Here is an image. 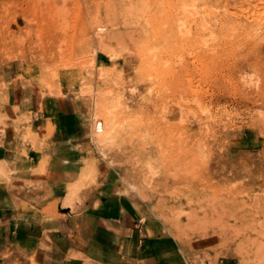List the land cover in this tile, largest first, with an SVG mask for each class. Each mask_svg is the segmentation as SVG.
<instances>
[{"label": "rangeland", "instance_id": "1", "mask_svg": "<svg viewBox=\"0 0 264 264\" xmlns=\"http://www.w3.org/2000/svg\"><path fill=\"white\" fill-rule=\"evenodd\" d=\"M62 93L87 127L81 179L130 194L180 264H264V0H0V188L14 198L40 138L21 102Z\"/></svg>", "mask_w": 264, "mask_h": 264}, {"label": "crops", "instance_id": "2", "mask_svg": "<svg viewBox=\"0 0 264 264\" xmlns=\"http://www.w3.org/2000/svg\"><path fill=\"white\" fill-rule=\"evenodd\" d=\"M21 104L36 116L39 150L18 161L24 168L15 184L32 188H18L16 198L13 190L0 188V259L17 249L39 264H180L174 242L143 232V212L130 194L81 179L88 132L78 103L62 93L41 99L39 110L36 99ZM1 147L2 159L18 154ZM10 162L14 168L16 157ZM70 188L73 203L63 209Z\"/></svg>", "mask_w": 264, "mask_h": 264}]
</instances>
